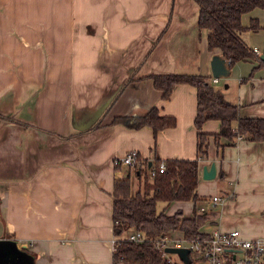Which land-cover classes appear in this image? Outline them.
Listing matches in <instances>:
<instances>
[{"label": "crops", "instance_id": "obj_1", "mask_svg": "<svg viewBox=\"0 0 264 264\" xmlns=\"http://www.w3.org/2000/svg\"><path fill=\"white\" fill-rule=\"evenodd\" d=\"M198 12L196 0H0V239L18 253L7 264H113L115 179L141 183L115 160L131 149L140 164L197 157L196 87L178 83L163 98L152 74L207 75L241 116L264 117V65L238 60L224 84L214 81L211 59L221 51L210 50ZM254 19L260 26L242 37L262 55L264 7L242 15L244 25ZM152 106L176 124L155 136L113 120ZM220 130L216 118L202 125L197 202L173 200L164 211L192 216L196 207L207 212L201 232L264 237V140L232 143L213 135ZM212 162L216 175L205 178ZM214 194L223 199L213 203ZM4 256L0 246V264Z\"/></svg>", "mask_w": 264, "mask_h": 264}, {"label": "trees", "instance_id": "obj_2", "mask_svg": "<svg viewBox=\"0 0 264 264\" xmlns=\"http://www.w3.org/2000/svg\"><path fill=\"white\" fill-rule=\"evenodd\" d=\"M196 1L199 4L198 25L208 30L210 50L219 49L229 65L247 58L257 59V67L264 65L261 55L255 54L242 37V31L260 26L257 19L244 25L242 15L257 6L264 7V0ZM151 78L154 86L162 91L163 98L170 97L178 83L186 82L196 87L197 112L194 122L198 128V155L196 158L165 159L164 170H157L153 176L148 169L150 166L158 167L161 159L156 158L152 164L148 159L144 160L136 168L142 185L140 183L135 192L132 190L130 174L115 179L113 264H174L167 260L163 250L157 246V240L134 242L126 239L125 232L131 228L156 239L166 232L176 230H182L188 238L201 232L200 227L206 220L207 212H199L195 207L192 216H184L181 209L168 214L164 210H158L157 203L159 200L168 204L173 200L191 199L197 202L199 199V160L208 153L209 133L202 131V125L207 119L216 118L221 121V130L213 134L215 137L224 136L232 143L239 138L264 140V117L241 116L239 105L226 99L209 76L169 72L152 74ZM113 120L135 128L148 125L153 128L155 136L160 129L176 124L175 116L161 113L157 106L150 107L144 113L119 115ZM98 124L99 121L93 127ZM121 164L119 159L115 160L116 168Z\"/></svg>", "mask_w": 264, "mask_h": 264}, {"label": "built area", "instance_id": "obj_3", "mask_svg": "<svg viewBox=\"0 0 264 264\" xmlns=\"http://www.w3.org/2000/svg\"><path fill=\"white\" fill-rule=\"evenodd\" d=\"M253 52L260 54V49L255 46ZM213 80L216 81L217 78L214 77ZM119 160L122 164L136 169L141 162V155L136 149H131ZM165 167L166 162L161 159L158 167H149V174L153 176L157 170L163 171ZM222 199L221 194L212 196L213 203ZM124 237L134 242L157 240V246L163 250L167 260L174 264L184 261L177 253L166 250L170 245L187 247L189 264H264V237L247 238L238 228L228 230L218 228L209 233L199 232L191 238L186 237L185 234L175 235L173 232H166L159 239L131 228L125 232Z\"/></svg>", "mask_w": 264, "mask_h": 264}, {"label": "water", "instance_id": "obj_4", "mask_svg": "<svg viewBox=\"0 0 264 264\" xmlns=\"http://www.w3.org/2000/svg\"><path fill=\"white\" fill-rule=\"evenodd\" d=\"M264 58V54L261 55ZM212 74L216 77H227L231 74V67L229 61L221 53H214L211 59ZM203 176L205 178H213L216 175L217 167L216 163L212 162L210 166L207 164L203 166ZM0 246L5 251L3 262L8 263L10 259H15L18 255L17 251L14 250L11 242L7 239H0ZM166 250L171 253H177L185 264H189V249L187 247L167 246Z\"/></svg>", "mask_w": 264, "mask_h": 264}, {"label": "rangeland", "instance_id": "obj_5", "mask_svg": "<svg viewBox=\"0 0 264 264\" xmlns=\"http://www.w3.org/2000/svg\"><path fill=\"white\" fill-rule=\"evenodd\" d=\"M225 82H226V77H221V83L224 84ZM121 168L124 169L125 167L122 166ZM131 182H132V190H133V192L137 191L138 188H139V181L134 175L131 176ZM141 185H142V183H141ZM210 201H211L210 199H206L204 201L203 205L206 206V207L210 206V203H211ZM166 205H167L166 202H164L163 200H159L158 203H157V209L158 210H164V207Z\"/></svg>", "mask_w": 264, "mask_h": 264}]
</instances>
